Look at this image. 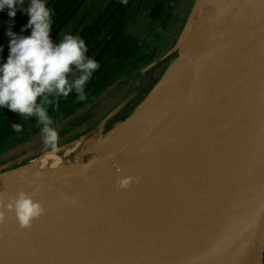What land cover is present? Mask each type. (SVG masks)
Here are the masks:
<instances>
[{
    "label": "water",
    "instance_id": "1",
    "mask_svg": "<svg viewBox=\"0 0 264 264\" xmlns=\"http://www.w3.org/2000/svg\"><path fill=\"white\" fill-rule=\"evenodd\" d=\"M230 9L212 35L175 47L172 63L180 53L213 52L200 79L199 112L162 123L209 132L201 144L181 150L177 140L184 139L171 136V146H161L168 163L128 188L118 186L120 164L112 161L101 173V191L82 183L55 203L41 202L45 213L28 228L5 209L0 264H264V0H235ZM140 105L88 153L112 150L104 142ZM177 150L184 161H175Z\"/></svg>",
    "mask_w": 264,
    "mask_h": 264
},
{
    "label": "trees",
    "instance_id": "2",
    "mask_svg": "<svg viewBox=\"0 0 264 264\" xmlns=\"http://www.w3.org/2000/svg\"><path fill=\"white\" fill-rule=\"evenodd\" d=\"M88 1L45 2L51 12L54 43L65 34L79 37L87 46L86 55L100 65L85 86L89 100L78 101L74 90L67 97H49L52 103L46 107L59 133V146L100 125L123 101H127L125 105L102 125L101 134L135 111L178 55L175 46L197 0H107L95 14L85 13L77 22ZM29 4L30 0H23L17 10ZM9 19L7 8L0 11V33L10 26ZM29 19V15L24 17L12 33L30 36ZM11 39L9 35L0 38V65L10 54ZM134 89L138 91L135 95ZM13 124H21L23 131L15 132ZM48 151L36 117L25 118L0 107V174L27 165Z\"/></svg>",
    "mask_w": 264,
    "mask_h": 264
},
{
    "label": "bare ground",
    "instance_id": "3",
    "mask_svg": "<svg viewBox=\"0 0 264 264\" xmlns=\"http://www.w3.org/2000/svg\"><path fill=\"white\" fill-rule=\"evenodd\" d=\"M233 1L200 0L195 10L197 16L191 20L187 29L184 47L199 33L212 35L231 11ZM212 58L213 52L208 48L198 53H180L130 122L119 127L111 138L106 139L103 145L114 144L112 150L103 154L88 153L87 150L95 144L97 137L94 135L89 138L85 135L59 146L55 154H48L49 151L27 165L1 174L0 196L4 202L7 203L23 190L40 203H55L63 193L78 188L82 183L87 184L91 190L101 191L104 188L101 173L112 161L120 164L119 174L123 178H138L140 174L153 169L155 164L164 166L168 163L170 154L164 152L161 146L170 147L171 136L184 139L177 140L176 146L181 150L190 143L194 147L199 146L201 135L209 132L191 127L173 131L162 127V123L187 117L193 109L199 112L203 101L200 79ZM181 150L172 153L177 158H174L175 161H184L179 153ZM84 166H87L88 171L85 176L81 174Z\"/></svg>",
    "mask_w": 264,
    "mask_h": 264
},
{
    "label": "clouds",
    "instance_id": "4",
    "mask_svg": "<svg viewBox=\"0 0 264 264\" xmlns=\"http://www.w3.org/2000/svg\"><path fill=\"white\" fill-rule=\"evenodd\" d=\"M18 4L23 0H0V11L7 8L8 15L15 17ZM27 12L31 35L17 37L11 30L7 33L12 39L7 61L0 65V107L25 118L36 117L45 149L55 154L60 137L47 111L46 105L52 103L49 97H67L74 90L78 101L86 100L85 86L100 65L86 55L87 46L79 37L65 34L54 43L51 12L44 0H30ZM11 127L17 133L23 131L21 124ZM134 179L139 178H120L117 184L128 188ZM5 209L15 213L21 228L30 227L45 213L43 205L23 190L7 203L0 196V224L5 221Z\"/></svg>",
    "mask_w": 264,
    "mask_h": 264
},
{
    "label": "rangeland",
    "instance_id": "5",
    "mask_svg": "<svg viewBox=\"0 0 264 264\" xmlns=\"http://www.w3.org/2000/svg\"><path fill=\"white\" fill-rule=\"evenodd\" d=\"M46 1L47 0H44V2H46ZM106 2H107V0H89L87 2L86 6L83 8V10H81L80 14L78 15L77 22H79V21H81L83 19V15L85 13L95 14L96 8L100 7L101 5L105 4ZM199 2H200V0H199ZM29 5L23 6V7L19 8L16 11L15 17H10V19H9L10 26H8L4 31H1L0 38L5 37L6 35H8L7 33H8L9 30H11V32H12L18 26V24L24 19V17H26L27 15H29L28 12H27V9H28ZM198 5H199V3L197 4V6ZM196 8H195V10H196ZM193 9H194V7H193ZM196 16H197L196 11H193L192 10L191 18L193 19ZM77 22H76V24H77ZM1 28H0V30H1ZM186 33H187V30L183 34V39H181L182 42L184 41V38H185ZM178 44H179V42L176 44L175 47H178ZM134 88H136V87H134ZM137 92L138 91L136 89H134V91L132 93L135 95V93H137ZM166 95L168 97V92L166 93ZM89 99H90V97L87 96V99L86 100H89ZM150 122H151V120H149L148 124H150ZM101 127H102L101 124L100 125H97L94 129H92V130L88 131L87 133H85V135L88 136L89 138L93 137L94 135L96 137H98L101 134L100 133ZM85 135H83V136H85ZM97 140L98 139H96L95 144H96V142H98Z\"/></svg>",
    "mask_w": 264,
    "mask_h": 264
}]
</instances>
